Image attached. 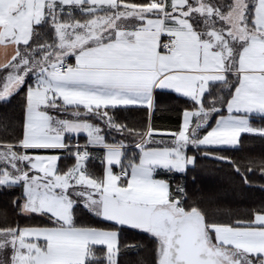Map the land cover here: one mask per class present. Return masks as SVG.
Masks as SVG:
<instances>
[{
    "label": "snow or ice",
    "instance_id": "snow-or-ice-1",
    "mask_svg": "<svg viewBox=\"0 0 264 264\" xmlns=\"http://www.w3.org/2000/svg\"><path fill=\"white\" fill-rule=\"evenodd\" d=\"M0 46V264H121L129 231L155 264H264V205L221 219L187 190L202 159L264 180L225 154L264 139V0H0Z\"/></svg>",
    "mask_w": 264,
    "mask_h": 264
},
{
    "label": "trees",
    "instance_id": "trees-1",
    "mask_svg": "<svg viewBox=\"0 0 264 264\" xmlns=\"http://www.w3.org/2000/svg\"><path fill=\"white\" fill-rule=\"evenodd\" d=\"M2 74V73H1ZM20 98L14 102L13 107L19 108ZM183 105L178 99L173 97H160L158 99V110L155 114L154 123L161 128L175 129L178 127L180 116L178 110ZM0 105V111H3ZM120 118L127 123H137L143 125L147 119V113L133 112L121 113ZM259 124V122H255ZM121 137L117 134L116 139ZM109 142H112V136H106ZM242 144L235 150H230L226 155L233 157L236 160H243L245 157H259L264 155V139L258 136H242ZM85 142V137H80V143ZM97 154H102L103 149H90ZM198 167L195 173L189 172L187 177V190L190 196L204 197L203 206L208 212L213 215H219L221 219H227L223 213L236 212L241 215L246 214L253 208H259L264 205V190H261L260 185L264 183L261 180L259 173H249V179L253 181L251 187L244 184L242 178L237 175L227 164L214 161L212 159H202L198 161ZM89 170L101 174L103 166L97 160H89L87 162ZM196 176V182L193 183L192 176ZM160 178H165L162 175ZM184 183L181 178H177L173 182V188L176 183ZM2 205V198H0ZM80 219L84 223H89L88 215L85 213ZM38 222V221H37ZM21 223H31L21 221ZM127 241L138 247V251L124 255L123 249L119 257L121 264H155L156 254L155 245L150 239H145L144 234L135 231H129L121 236V244Z\"/></svg>",
    "mask_w": 264,
    "mask_h": 264
},
{
    "label": "crops",
    "instance_id": "crops-1",
    "mask_svg": "<svg viewBox=\"0 0 264 264\" xmlns=\"http://www.w3.org/2000/svg\"><path fill=\"white\" fill-rule=\"evenodd\" d=\"M75 15H76V18H78V19L82 18L78 12ZM11 52H12V50L9 49V54H11ZM3 58H4V49H3V46H0V60H2ZM9 58H10V56H9ZM0 75H2V74L0 73ZM160 134H163V133H160ZM160 134H158V135H160ZM81 136H83V134Z\"/></svg>",
    "mask_w": 264,
    "mask_h": 264
}]
</instances>
